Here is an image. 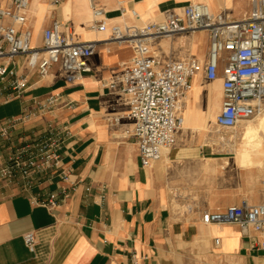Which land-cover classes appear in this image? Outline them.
Instances as JSON below:
<instances>
[{
    "label": "crops",
    "instance_id": "obj_1",
    "mask_svg": "<svg viewBox=\"0 0 264 264\" xmlns=\"http://www.w3.org/2000/svg\"><path fill=\"white\" fill-rule=\"evenodd\" d=\"M61 1L58 5L52 0L30 1L34 44L42 43L43 29L55 18L69 22L80 41L107 38L87 28L91 18L87 1L79 0L80 9L88 7V12L76 20L67 7L63 9L73 0ZM192 1L240 17L252 0H125L124 4L136 8L144 20H152ZM101 3L115 13L112 17L118 16L115 0ZM0 5L8 6L10 0H1ZM43 5L46 12L39 25ZM189 34L162 45L157 41L154 50L164 59L197 56L207 61L208 35ZM201 38L204 49H198ZM163 46H169L168 53L161 51ZM132 56L128 45L101 43L90 58L92 72L76 84L67 83L58 66L50 76L40 78L19 57L16 66L27 75L28 88L18 95L0 81V129L8 128L7 134L0 132V168L17 146L49 125L72 132L61 149L63 169L36 174L30 188L21 178L12 184L0 182V264H134L136 258L138 264H193L194 248L242 258L248 264L258 258L250 238L236 224L209 225L201 220L205 210H224L244 200L264 202L259 167L252 162L241 165L237 152L232 156L220 150L207 142L210 132H200L207 122L216 127L222 80L208 81L202 73L192 78V89L183 99L184 121L176 145L144 168L135 138L125 133L131 121H112L126 114L128 106L108 87ZM57 93L58 102L44 107L46 99ZM52 194L54 206L49 204ZM28 232L36 235L35 251L24 242ZM216 237L221 238L220 246L215 245Z\"/></svg>",
    "mask_w": 264,
    "mask_h": 264
},
{
    "label": "built area",
    "instance_id": "obj_2",
    "mask_svg": "<svg viewBox=\"0 0 264 264\" xmlns=\"http://www.w3.org/2000/svg\"><path fill=\"white\" fill-rule=\"evenodd\" d=\"M30 1L10 0V5H0V81L18 95L26 90L27 75L19 73L16 66L17 58L24 57L28 70L36 71L40 78L50 76L58 66L66 82L76 84L92 72L90 58L101 43L130 46L132 58L123 63L108 87L117 91L128 106L126 114L112 121H131L125 133L135 138L144 168L160 161L176 145L183 126V99L197 74L202 73L208 81L222 80V106L215 117L219 130L236 129L243 120L264 110V0H252L251 8L240 17L227 11L214 12L206 2L192 1L165 10L161 18L152 20H143L124 0H115L119 12L116 17L110 16L102 0H87L91 11L87 28L107 34L105 40L80 41L69 22L55 18L43 29L40 45L34 44ZM52 2L58 5L60 0ZM197 32L209 37L205 62L197 56L164 59L154 50L160 39ZM59 99V93L49 96L44 107L51 108ZM0 132L5 135L8 128L2 127ZM71 134L69 128L51 124L17 146L0 168V182L12 184L21 178L30 188L36 174L63 169L61 149L64 138ZM61 176L68 178L64 170ZM56 203L52 194L49 204ZM201 220L204 224H236L250 238L252 249L264 253V202L250 204L244 200L224 210H205ZM24 242L35 251L34 232L26 233ZM220 244L221 238L216 237L215 245ZM134 264H138L137 258Z\"/></svg>",
    "mask_w": 264,
    "mask_h": 264
},
{
    "label": "rangeland",
    "instance_id": "obj_3",
    "mask_svg": "<svg viewBox=\"0 0 264 264\" xmlns=\"http://www.w3.org/2000/svg\"><path fill=\"white\" fill-rule=\"evenodd\" d=\"M78 0H73V2H77ZM62 1L60 0V3ZM77 7L81 8V5H78ZM62 13L64 14V10H62ZM110 14V16L114 15ZM79 25V24H77ZM190 35L189 33L185 34H179L176 36L172 37H167L160 39L158 41L159 44H163L165 42H170L174 40H180L181 38ZM206 46L205 41L201 38V41L199 42V48L198 49H204ZM164 53L169 52V46H163V49L161 50ZM158 54L160 55V52L156 50ZM202 75V74H200ZM254 118V117H253ZM252 119V118H251ZM218 136H221L223 140L219 139L218 136L211 138L208 137L207 142L208 143H215L216 145L219 146L220 150H223L225 152H230L232 156H234V152H237L238 155L240 156V162L241 165H243L244 161H247V158L249 159L248 162H252L253 160V152H246L244 153V135L242 133V127L238 126L236 129L233 130H219L218 128H214ZM251 151V150H250ZM248 153V154H247ZM252 157V158H251ZM254 161V160H253ZM254 164V162L252 163ZM260 177L261 179H264V165L261 166L260 168ZM224 246V244H223ZM192 256L193 258V264H248V262L242 258H225L221 255H218L217 253L214 252H207L204 253L202 252L199 248H194L192 251ZM258 258H253L252 259V264H264V253L259 252L258 253Z\"/></svg>",
    "mask_w": 264,
    "mask_h": 264
},
{
    "label": "bare ground",
    "instance_id": "obj_4",
    "mask_svg": "<svg viewBox=\"0 0 264 264\" xmlns=\"http://www.w3.org/2000/svg\"><path fill=\"white\" fill-rule=\"evenodd\" d=\"M86 1L87 0H85L84 3H86ZM87 4H88V1H87ZM78 5H81L79 0L77 2H73L70 7H68L67 4L64 3L63 9L67 7V10H69V12L73 15L74 19L76 20V17H82L84 15V12H88V7L80 9V7H77ZM32 7H33V4L31 6V9ZM45 12H46V6L43 5L40 9V12L38 13L39 15L38 24L39 25L41 24V21H42V18L44 17ZM77 24H78V21H77ZM191 89H192V85H191L189 92L191 91ZM238 126L242 127V133L244 135V140H245L244 148H243L244 153L246 154V152L248 151L253 152L254 161L252 160V163L254 162V164L260 168L261 166L264 165V110L262 111V113L256 115L252 119L249 118V119L243 120ZM206 131L210 132L208 136H211V138L218 136L214 128L211 125H209V122H207L206 125L200 129V132L203 134H205ZM218 137L219 139L223 140L221 136H218ZM248 160L249 159L247 158V161H244L243 166H247ZM209 225H212V224H209Z\"/></svg>",
    "mask_w": 264,
    "mask_h": 264
}]
</instances>
